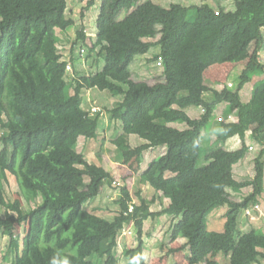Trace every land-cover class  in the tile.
Here are the masks:
<instances>
[{
  "label": "trees",
  "instance_id": "1",
  "mask_svg": "<svg viewBox=\"0 0 264 264\" xmlns=\"http://www.w3.org/2000/svg\"><path fill=\"white\" fill-rule=\"evenodd\" d=\"M96 2L88 0L85 8ZM137 2H102L96 42L104 60L102 88L114 98L108 109L110 120L119 121L124 133L145 140L136 148L139 163L144 151L166 147L142 173V180L162 192L169 203L152 211L153 199L143 198L137 205L131 189L123 185L115 201L119 209L112 218L86 208L98 196L100 182L112 183L113 178L108 171L94 169L78 149L81 136L99 137L102 113L80 116L91 76L70 74L69 62L59 50L58 31L67 32L76 24L68 15V0H0V245L2 236H9L15 264H52L64 258L70 264H95L89 259L93 255L103 258V264H120L118 236L133 223L139 241L127 250V257L131 264H149L144 255L146 221L169 215L173 221L167 234L171 240L186 239L188 264H220V253L230 257L228 264H264V232L242 233L239 228L240 212L258 205L264 191V161L256 159L251 179L239 181L233 176L234 166L250 151V119L264 118V79L255 83L249 101L241 96L252 74L264 72L259 59L264 48V0H234L235 10L208 3H173L166 14ZM108 5L122 6L127 15L107 23ZM85 38L83 28L76 42ZM255 40L236 90L207 84V68L245 60ZM154 47L159 51L149 60L162 58L165 81L151 84L135 79L134 56ZM70 86L72 94L67 92ZM206 92L212 93L210 99L205 98ZM223 102L227 103L226 119L220 121L217 139L224 146H210L211 151L201 139ZM191 106L202 107L203 114L192 118L186 111ZM234 111L238 121L228 120ZM253 134L261 140L264 155V121ZM236 135L241 147L227 149L228 140ZM201 159L206 163L200 166ZM10 176L34 206L24 208L22 199H7L5 182ZM249 186L252 191L240 201L228 190L240 192ZM225 203L229 205L225 230H209V214ZM132 204L134 209L129 211ZM25 224L28 235L21 249L16 229Z\"/></svg>",
  "mask_w": 264,
  "mask_h": 264
},
{
  "label": "rangeland",
  "instance_id": "2",
  "mask_svg": "<svg viewBox=\"0 0 264 264\" xmlns=\"http://www.w3.org/2000/svg\"><path fill=\"white\" fill-rule=\"evenodd\" d=\"M88 0H68L69 6H68V15L73 16L75 18L76 24L72 25L67 32L58 31L61 36V41L59 42V50L61 54L63 55L64 59H66L68 64V70L72 71L70 74H75L76 77L81 76H91V82L92 86L90 88H93L91 90H87L89 88H85L83 91V97L84 102L81 106V108L78 110V112L83 116L91 112H97L100 111L101 113H104L105 115L101 118L100 124H99V132H101V135L98 138L87 140L86 137H83L80 140V149L81 152H83L87 158L89 163L92 165L94 169L97 171H100L102 169L110 170L112 171L117 177L115 178V181L120 180V185H114L117 187L116 189H120L121 186L125 184L124 179L126 181V184H131V181L135 180L136 183L132 187L133 189V198L136 199L134 201L135 204H140L142 199H153V204L151 206L152 211H160L163 209L168 203L169 198L163 195L162 192L155 189L150 183L145 182L142 180V171L139 174H133L128 172V169H132L133 171L137 170L139 165L137 161V154H136V148L145 143V140L138 136L137 134H132L129 138H126L123 140V143H115V142H109L107 145L103 148H101L104 140L102 137L105 135L104 130V124L107 125V117H109L108 109L109 107L113 106L114 98L109 97L108 93L103 90V81L104 76L101 74V69L104 66V60L101 55V49L102 47L98 45L97 42V35H98V18L101 11V5L103 0H97L96 4L91 7L90 9H86L85 6L87 5ZM147 3L148 7L150 9L155 10L156 12L160 14H166L165 11L171 6L173 3H180L183 5H200L203 3H208L212 5L213 7L222 6L226 10H235L236 5L234 0H138L137 5ZM106 17H107V23H112L115 20H122L127 15V12L124 10L122 6L118 7H110L107 6L106 9ZM84 28L86 33L85 39H80L78 42H76L77 39V33L78 31L82 30ZM151 29V27H150ZM157 47L153 48V52H151L150 55H153L156 51ZM253 54V52H252ZM252 54H249L252 56ZM135 58L133 59L131 69L134 75L135 79H142L146 78L147 80L150 78V76L157 74L158 76L156 79L158 80L160 78V73L163 72V69H161L160 66H158L156 61L150 62L151 57L145 58L143 55H135ZM260 59H264V48L260 50ZM145 60V61H144ZM244 65L241 64L235 68V70L231 71L230 75L223 76V83L225 84V87L228 86V83H232L233 87H230L232 90H236L238 88L241 74L243 71ZM258 73V72H257ZM255 74L252 79H254L252 82L250 81L247 83V90H251V96L253 94V89L255 86V81L260 80L262 78V74ZM260 75V76H259ZM73 77V75L71 76ZM145 81V80H144ZM148 82V81H147ZM208 82V80H207ZM229 87V86H228ZM68 94L74 93L73 87H68ZM250 92L245 95V102L246 99H248ZM206 99H210L212 96L211 92H206L205 94ZM243 100V101H244ZM225 102L219 104V106L216 108L214 118L210 122V124L207 126V128H211L215 121L226 119L225 115ZM194 109L198 112L201 111L200 107L194 106ZM220 113V114H219ZM254 119V118H253ZM250 119L251 123H248V130L250 131V139L249 141H252L253 144L256 146L254 149H251L250 152V158L245 160H241L238 162L233 170V174L235 173L238 175L242 180L244 179H251L255 176L256 173V159L261 158L264 161V155H262V149L263 144L261 140L254 138L253 130L257 128L262 121H264V118L262 116L258 117L256 120ZM228 120L232 121H238L236 120V117L233 115H230L228 117ZM116 125V122H114ZM212 124V125H211ZM172 125L180 127L182 125L186 128V125L182 123H173ZM182 127V128H183ZM206 128V129H207ZM207 129V130H208ZM118 131L120 132V123L119 126L116 127L115 132H111V138H114V136H117ZM209 131V130H208ZM2 128L0 125V136L2 135ZM248 134V133H247ZM210 136H207L206 140H204L203 144H206V147L211 143L209 142ZM118 142V141H117ZM213 148H219V146H224L218 139H214V141L211 143ZM210 144V145H211ZM3 147V144L0 142V151ZM210 147L208 148V150ZM212 151V149H210ZM166 151L165 146H160L155 148L154 152H143L142 156V166L143 170L145 171L148 167L151 161L157 159L160 157V154L162 152ZM163 154V153H162ZM125 156V158H124ZM206 162L202 159L199 161V165H203ZM94 165V166H93ZM126 167V169H125ZM105 170V171H106ZM143 171V172H144ZM235 171V172H234ZM126 172H128L126 174ZM120 173V175H119ZM138 173V172H136ZM131 176H136L134 179L130 178ZM119 178V179H118ZM121 178V179H120ZM235 178V177H234ZM236 179V178H235ZM87 183L91 181V178L89 176L86 177ZM6 187V196L9 201H14L16 199H22L24 202V208H31L36 203H28L26 198L24 197L23 193L21 192L18 182L14 176L9 177V181L5 182ZM116 189H112L111 194L116 195ZM110 190V189H109ZM108 190V192H109ZM230 193L232 194V197L234 200L239 201L242 199V195L239 192H234L232 188H228ZM249 190V193L252 191V187H245L240 192H245ZM105 191V190H104ZM103 191L100 193L99 196H97L92 202H88L86 205V208L90 211H96L100 212L102 209L106 210V212H103L102 214L105 216H108L109 218H112V216L115 215V213L118 211L119 207L116 204V200L111 199V195L108 196L107 193H103ZM246 194V193H245ZM41 198H38L37 202H40ZM259 205L260 209L256 210L254 207H251V214H247V209H243L239 214V228L242 233L251 232L254 229L259 230L260 232H264V191L259 195ZM229 210V205L227 203L220 204L216 208H214L211 213L209 214L207 218V226L208 229L211 231H224L225 225L227 221V213ZM168 215H163L154 219H149L148 225L145 226V233L144 237L146 238L147 246L145 248L147 249L146 254L147 257L151 258V264H164L166 261V264H176V256L171 255L174 252H169L171 248V244L169 241V236L167 234V226H168ZM181 218V217H180ZM176 219V221H178ZM160 224V226L157 225ZM163 226V227H161ZM133 227V226H132ZM155 228L159 229L158 232H156ZM161 231V232H160ZM149 232V233H148ZM16 233L18 234V237L20 239L21 243V249L26 244L27 235H28V224H25L23 226H17ZM147 235V236H146ZM149 236V237H148ZM123 237L118 236V241ZM125 238L127 240L132 241L130 244H126L124 246L122 240L119 242L118 246V257L120 258V264H131L129 261V258L127 257V250L130 248H134L138 246L139 236H138V230L133 227L132 233H128L125 235ZM174 245V244H172ZM145 248H144V254H145ZM0 255L3 261V264H15L16 254L13 250L10 248V238L9 236H2V241L0 245ZM146 256V255H145ZM90 260H93L95 264H103L104 259L98 257L97 255H93L89 258ZM230 260L229 256H226L224 253H220L218 257V261L221 264H228ZM207 264V263H202Z\"/></svg>",
  "mask_w": 264,
  "mask_h": 264
},
{
  "label": "crops",
  "instance_id": "3",
  "mask_svg": "<svg viewBox=\"0 0 264 264\" xmlns=\"http://www.w3.org/2000/svg\"><path fill=\"white\" fill-rule=\"evenodd\" d=\"M256 40L254 41V42H252L251 44H250V46H249V48L247 49V51H246V59L245 60H243V61H241V62H236V63H225V64H214V65H212V66H210L209 68H207L206 69V71H205V75H206V79L208 80V82H207V84L209 85V86H211V87H213V88H215V89H218V90H221V89H223L224 87H225V84L223 83V76H225V75H230V73H231V71H233V70H235V68L237 67V66H239V65H241V64H243L244 65V68L247 66V64H248V61L250 60V55L249 54H252V52L254 51V49H255V46H256ZM156 51L154 52V54H156V53H158V51H159V48L157 47V49H155ZM151 52H153V48L147 53V54H145V55H143V57L145 58V60L147 59V58H149V57H152L153 55H150L151 54ZM259 59H260V52H259ZM144 60V61H145ZM149 60V59H148ZM260 61L262 62V63H264V59H260ZM157 64H158V62H157ZM158 66H160L159 64H158ZM161 67V69H163V67L162 66H160ZM244 68H243V70H244ZM264 74V72L263 71H259L257 74ZM256 73H254V74H252V78L254 77V75H255ZM154 76H158L157 74H155V75H152V76H150V78L147 80L146 78L144 79V78H142V79H137V80H145V81H148L149 83H151V84H155V83H157V82H163V81H165V77H164V74H163V72L162 73H160V78L157 80L156 79V77H154ZM260 76V75H259ZM262 79H264V75H262V78L260 79V80H262ZM254 79H252V81H253ZM251 81V82H252ZM257 81H259V80H256L255 81V83L257 82ZM91 89H93V88H89V89H86L85 91H87V90H91ZM250 92V94H249V96H248V99H246V101H249L250 99H251V90L249 91V89L247 90V84L244 86V88H243V90L241 91V96H242V99L244 100L245 98V93H246V95L248 94ZM245 101V100H244ZM84 102V101H83ZM198 107V106H197ZM224 110H225V112H226V110H227V103H225V106H224ZM200 109H201V111H197V110H195L194 109V106H191V107H188L187 109H186V111L188 112V114L192 117V118H199L202 114H203V108L202 107H200ZM96 112V111H95ZM89 113H91V111L89 112ZM220 114V113H219ZM234 114V116L236 117V120H238V115H237V111H234V112H232L230 115H233ZM80 115H82V114H80ZM105 114L104 113H102V116H101V118L104 116ZM83 116H85V115H83ZM260 117V116H259ZM258 117H256V118H254L253 120H256ZM101 120V119H100ZM224 120V119H223ZM222 121V120H221ZM114 122H116V125H115V123ZM119 121H112V120H110V118H108L107 117V125L106 124H104V130L106 131L105 132V135L102 137V139L104 140V142H103V144H102V146H101V148H102V150H103V148L107 145V143H109V142H115V143H123V140L124 139H126V138H129L132 134H130V133H124L123 132V129H122V125H121V123H120V132L118 131V133H117V136L115 137L114 136V138H111V132H115V130H116V127H118L119 126ZM212 125V124H211ZM182 125H180V129H184L185 127H183ZM208 129V128H207ZM207 129H205L204 131H203V135H202V139H201V142H203L204 143V140H206V138H207V136H210L211 135V137H210V140H209V142H213L214 141V139L216 138H218V135H219V133L222 131V127H221V124H220V120H219V117H218V120L217 121H215V124L211 127V128H209L208 130ZM250 131L248 130L247 131V142H248V145L250 146V151L248 152V156H246V158H244L245 160H247V159H249L250 158V152H251V149H254L256 146L253 144V142L252 141H249V139H250V133H249ZM101 135V132H99V136ZM127 136H129V137H127ZM83 137H85V136H83ZM83 137H80V139H79V144H78V149H80L79 147H80V140L83 138ZM87 138V137H86ZM131 138V137H130ZM129 138V139H130ZM87 140H91L90 138H87ZM118 141V142H117ZM210 143V144H211ZM208 145L207 147H210V146H212V144L211 145ZM204 145V147H206V144H203ZM241 147V138H240V136H238V135H236V136H234V137H232V138H230L229 140H228V142H227V144H226V148L227 149H229V150H236V149H238V148H240ZM251 147H253V148H251ZM154 150H155V148H151V149H148V150H146V152H151V151H153L154 152ZM79 151H81V150H79ZM162 153H164V151L162 152ZM162 153L160 154V156L162 155ZM143 156V155H142ZM124 158H125V156H124ZM89 160V159H88ZM90 162V161H89ZM91 163V162H90ZM138 163V165H139V167H138V169L135 171H133L132 169L130 170V169H128L129 171L128 172H130V173H133V174H139L141 171V173H143V166H142V163L140 162H137ZM94 166V165H93ZM235 167V166H234ZM125 169H126V167H125ZM102 170H106V169H102ZM127 170V169H126ZM106 171H108V172H110L111 173V176H112V178H113V181H112V183H107L106 181H101L100 182V184H99V186H98V191H99V194H98V196L100 195V193L103 191V193H107L108 194V196L109 195H111V199L112 200H116L117 199V197H118V192H119V190L118 189H116L117 187H115L114 186V181H115V178L117 177L112 171H110V170H106ZM128 172H126V174L128 173ZM136 172H138V173H136ZM235 172V171H234ZM119 175H120V173H119ZM233 176L237 179V180H239V181H242V179L238 176V175H236L235 173L233 174ZM134 177L136 178V176H131L130 178H132V179H134ZM119 179V178H118ZM121 179V178H120ZM245 180V179H244ZM86 182H87V180H86ZM124 182H125V184L124 185H127L130 189H131V192H133V189H132V187L134 186V184L136 183V181L135 180H133V181H131V184L129 185L128 184V182H127V184H126V181H125V179H124ZM116 189V195H112L111 194V191H112V189ZM110 189V190H109ZM105 190V191H104ZM108 190H109V192H108ZM245 191V190H244ZM102 193V194H103ZM237 193V192H236ZM243 197L245 196V195H248L249 194V190L248 191H245L244 193L243 192H239ZM246 193V194H245ZM132 196H133V193H132ZM242 197V198H243ZM233 198V197H232ZM240 200H242V199H240ZM239 200V201H240ZM93 201V200H92ZM92 201H90V202H92ZM134 201H136V199H134L133 198V203H134ZM93 211V210H92ZM97 212H98V210H96ZM103 212H106V210H104V209H102L100 212H98L99 214H102ZM264 214V213H263ZM169 216V215H168ZM172 221H173V217L172 216H169L168 217V226H167V230L169 229V227H170V225H171V223H172ZM148 222H149V220H147L146 221V224H145V226L146 225H148ZM158 226H160V224H158L157 225V228H158ZM161 227H163V226H161ZM157 228H155L156 230V232H158L159 231V229H157ZM161 232V231H160ZM149 233V232H148ZM147 236V235H146ZM149 237V236H148ZM122 240V242L121 243H123L124 244V246L126 245V244H130L132 241H130V240H127L126 238H125V236H123V238H121L120 239V241ZM120 241H118V242H120ZM169 241H170V244H171V248H175V252L174 253H172L171 255H175L176 256V258H177V260H176V264H188V260H187V254L189 253V247H186V246H184V244L186 243V239L185 238H178V239H176V240H171L170 238H169ZM172 244H174V245H172ZM145 246H147V242H146V238L144 237V248H145ZM146 251H147V249L145 248V254L144 255H146L145 257H146V259H147V261H148V263L149 264H151V258L150 257H147V254H146ZM220 255V254H219ZM219 255L217 256V258L219 257ZM120 259V258H119ZM121 261V260H120ZM164 264H166V261H165V263ZM202 264V263H201ZM221 264V263H220Z\"/></svg>",
  "mask_w": 264,
  "mask_h": 264
},
{
  "label": "built area",
  "instance_id": "4",
  "mask_svg": "<svg viewBox=\"0 0 264 264\" xmlns=\"http://www.w3.org/2000/svg\"><path fill=\"white\" fill-rule=\"evenodd\" d=\"M158 64H159L160 66H162V58L159 59ZM68 67H69V66H68ZM228 86H229V87H233V84H232V83H228ZM251 148H253V147H251ZM114 185H120V180H118V181H114ZM133 209H134V205L132 204V205L130 206V208H129V211H133ZM254 209L259 210V209H260V205L258 204V205H256V206H254ZM251 213H252L251 209H247V214H251ZM132 226L134 227V224H133V223L128 224V225L122 230V232L119 234V237H123V236L127 235L128 233L131 234L132 231H133V227H132Z\"/></svg>",
  "mask_w": 264,
  "mask_h": 264
},
{
  "label": "clouds",
  "instance_id": "5",
  "mask_svg": "<svg viewBox=\"0 0 264 264\" xmlns=\"http://www.w3.org/2000/svg\"><path fill=\"white\" fill-rule=\"evenodd\" d=\"M52 264H70V261L67 258H64L59 261H53Z\"/></svg>",
  "mask_w": 264,
  "mask_h": 264
}]
</instances>
